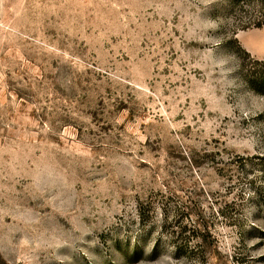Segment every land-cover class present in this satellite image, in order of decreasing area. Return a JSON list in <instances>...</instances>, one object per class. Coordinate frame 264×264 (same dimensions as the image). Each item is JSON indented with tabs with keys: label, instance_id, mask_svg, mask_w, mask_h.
<instances>
[{
	"label": "rangeland",
	"instance_id": "rangeland-1",
	"mask_svg": "<svg viewBox=\"0 0 264 264\" xmlns=\"http://www.w3.org/2000/svg\"><path fill=\"white\" fill-rule=\"evenodd\" d=\"M245 19L0 0V264H264V94L240 66L264 26Z\"/></svg>",
	"mask_w": 264,
	"mask_h": 264
},
{
	"label": "trees",
	"instance_id": "trees-1",
	"mask_svg": "<svg viewBox=\"0 0 264 264\" xmlns=\"http://www.w3.org/2000/svg\"><path fill=\"white\" fill-rule=\"evenodd\" d=\"M230 7L247 15L242 22L245 26H264V0H230ZM241 50L247 60L240 65L245 83L250 89L264 94V59H254L246 50Z\"/></svg>",
	"mask_w": 264,
	"mask_h": 264
}]
</instances>
